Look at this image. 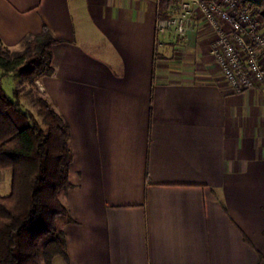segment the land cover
<instances>
[{"label":"crops","instance_id":"crops-1","mask_svg":"<svg viewBox=\"0 0 264 264\" xmlns=\"http://www.w3.org/2000/svg\"><path fill=\"white\" fill-rule=\"evenodd\" d=\"M159 2L0 0L5 46L43 24L58 39L54 72L35 80L67 122L73 155L67 259L51 264L264 255V89L231 91L197 17L158 45Z\"/></svg>","mask_w":264,"mask_h":264},{"label":"trees","instance_id":"trees-1","mask_svg":"<svg viewBox=\"0 0 264 264\" xmlns=\"http://www.w3.org/2000/svg\"><path fill=\"white\" fill-rule=\"evenodd\" d=\"M256 5L264 17V2ZM160 15L175 12V0H160ZM58 39L45 24L38 33L24 35L16 47L0 40L2 74L18 75L34 112L24 108L15 87L10 95L0 79V169L9 170V191L0 193V264H51L54 256L67 259L64 232L58 217L71 221L60 193L68 180L72 150L69 127L40 93L36 79L54 72L52 45ZM257 264H264L260 254Z\"/></svg>","mask_w":264,"mask_h":264},{"label":"built area","instance_id":"built-area-1","mask_svg":"<svg viewBox=\"0 0 264 264\" xmlns=\"http://www.w3.org/2000/svg\"><path fill=\"white\" fill-rule=\"evenodd\" d=\"M175 12L156 13L157 37L167 31L184 36L195 17L212 37L210 53L234 93L264 89V17L243 0H175Z\"/></svg>","mask_w":264,"mask_h":264},{"label":"rangeland","instance_id":"rangeland-1","mask_svg":"<svg viewBox=\"0 0 264 264\" xmlns=\"http://www.w3.org/2000/svg\"><path fill=\"white\" fill-rule=\"evenodd\" d=\"M261 2V4H263L264 0H258ZM256 6V5H255ZM0 79H1V82H2V86L3 88L5 89V91L7 93H9L10 95L12 94V90L17 87L19 89V96H20V101L23 105L24 108H28L30 110H32L34 112V106L33 104L31 103L28 95L26 94V88L25 87H21L18 85H20L18 83V80H19V77L18 75L16 74H13V73H8V74H2L1 70H0ZM2 171L5 172L4 176H2V174L0 175V193H4V191L6 189H4L2 187V185L5 183L6 185V180L7 178L9 177V170L8 169H1ZM63 191V190H62ZM60 193V197L62 198V201H64V191ZM6 193V191H5ZM65 203V202H63ZM67 219L66 218H62V217H58L56 219V225L59 229L62 228L64 222L66 221Z\"/></svg>","mask_w":264,"mask_h":264}]
</instances>
